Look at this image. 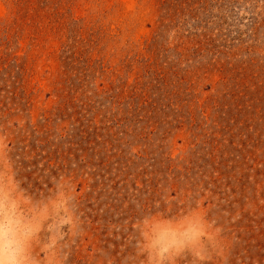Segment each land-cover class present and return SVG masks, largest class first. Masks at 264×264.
<instances>
[{
    "label": "rangeland",
    "instance_id": "1",
    "mask_svg": "<svg viewBox=\"0 0 264 264\" xmlns=\"http://www.w3.org/2000/svg\"><path fill=\"white\" fill-rule=\"evenodd\" d=\"M0 264H264V0H0Z\"/></svg>",
    "mask_w": 264,
    "mask_h": 264
}]
</instances>
